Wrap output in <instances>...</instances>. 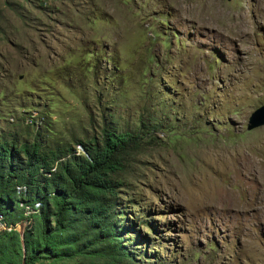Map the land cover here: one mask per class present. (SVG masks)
<instances>
[{
    "label": "rangeland",
    "instance_id": "1",
    "mask_svg": "<svg viewBox=\"0 0 264 264\" xmlns=\"http://www.w3.org/2000/svg\"><path fill=\"white\" fill-rule=\"evenodd\" d=\"M263 104L264 0H0V129L76 154L137 135L120 196L145 264H264Z\"/></svg>",
    "mask_w": 264,
    "mask_h": 264
},
{
    "label": "trees",
    "instance_id": "2",
    "mask_svg": "<svg viewBox=\"0 0 264 264\" xmlns=\"http://www.w3.org/2000/svg\"><path fill=\"white\" fill-rule=\"evenodd\" d=\"M44 135L24 139L0 129V217L10 227L0 230V264L43 258L55 264H145L139 261L145 253L127 244L130 226L120 196L138 136L105 128L101 136L79 140L84 153L76 154ZM27 217L34 225L19 234ZM38 222L41 232L34 228Z\"/></svg>",
    "mask_w": 264,
    "mask_h": 264
},
{
    "label": "water",
    "instance_id": "3",
    "mask_svg": "<svg viewBox=\"0 0 264 264\" xmlns=\"http://www.w3.org/2000/svg\"><path fill=\"white\" fill-rule=\"evenodd\" d=\"M264 125V104L256 108L250 115L247 128L251 129Z\"/></svg>",
    "mask_w": 264,
    "mask_h": 264
},
{
    "label": "bare ground",
    "instance_id": "4",
    "mask_svg": "<svg viewBox=\"0 0 264 264\" xmlns=\"http://www.w3.org/2000/svg\"><path fill=\"white\" fill-rule=\"evenodd\" d=\"M177 1H175V3H176Z\"/></svg>",
    "mask_w": 264,
    "mask_h": 264
}]
</instances>
